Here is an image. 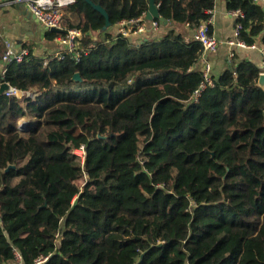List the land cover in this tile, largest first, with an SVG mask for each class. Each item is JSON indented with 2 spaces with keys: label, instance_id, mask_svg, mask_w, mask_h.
<instances>
[{
  "label": "trees",
  "instance_id": "trees-1",
  "mask_svg": "<svg viewBox=\"0 0 264 264\" xmlns=\"http://www.w3.org/2000/svg\"><path fill=\"white\" fill-rule=\"evenodd\" d=\"M224 1L245 15L240 40L264 46L261 7ZM91 2L111 27L148 9ZM155 2L168 21L159 37L112 41L104 18L76 0L66 11L77 22L62 28L81 31L86 54L61 61L29 49L0 67V86L35 94H0V264H264L261 69L239 60L195 101L202 47L171 26L199 27L214 0ZM28 116L37 121L22 133Z\"/></svg>",
  "mask_w": 264,
  "mask_h": 264
},
{
  "label": "built area",
  "instance_id": "built-area-1",
  "mask_svg": "<svg viewBox=\"0 0 264 264\" xmlns=\"http://www.w3.org/2000/svg\"><path fill=\"white\" fill-rule=\"evenodd\" d=\"M21 3L30 14L36 19L39 25L44 28L46 31H50L51 28L63 29L62 22L64 14L67 8L73 6L76 3V0H7L6 4L10 3ZM254 3L259 2V0H253ZM4 3L0 2V11ZM230 14L235 19V24L233 28L232 38L226 41L227 46L230 49H255L257 48L256 44L247 45L244 41L240 40V34L242 31V20L245 18V15L240 10L230 11ZM211 17L203 22L199 27L194 29L193 40L200 43L202 47V54L200 57V64L196 68L201 72L202 83L199 88L194 93V100L196 101L200 93L206 88L213 86V77L211 75L210 64L205 60L206 55L214 53L219 47V41L208 32L207 25L210 24ZM161 24L154 21L145 20V14L134 19L121 20L117 22L114 26L111 27L112 41H115L117 38H124L133 46H137L146 34H153L158 32ZM64 32L57 34L54 38L58 46V49L53 58L57 60H65V56H71L75 61H78L82 54H86L87 51L83 50L81 47V38L82 33L78 29H63ZM5 50L2 55L3 65H6L11 62L21 63L24 61V58L28 55V50L20 49L16 50L13 44L4 40ZM262 55V68H264V46L259 48ZM229 59L234 58V53L230 52ZM9 94L16 95L17 97L28 96L35 97V94L30 92L19 93L15 89L10 88L7 91ZM73 153L80 157L81 160L85 156V148L81 146L80 148L73 151ZM16 259L20 262L21 257L16 253ZM47 258L40 257L36 260L35 264H43Z\"/></svg>",
  "mask_w": 264,
  "mask_h": 264
},
{
  "label": "crops",
  "instance_id": "crops-1",
  "mask_svg": "<svg viewBox=\"0 0 264 264\" xmlns=\"http://www.w3.org/2000/svg\"><path fill=\"white\" fill-rule=\"evenodd\" d=\"M6 1L7 0H0L1 3ZM255 4H258L261 9L264 8V0H259V2ZM66 12L75 16L69 11ZM210 17V34L219 41L217 51L210 53L205 57V60L210 64L211 75L217 77L224 70L230 69L235 62L243 59L252 62L261 69L262 55L259 50V48L262 47L261 45L256 44L257 48L255 49H230L227 46L226 41L231 39L233 35L235 19L226 8L224 0H214V7ZM164 27L165 26L161 25L158 32L160 31L162 32L161 34H163L167 29ZM171 27H174L176 30L183 33L187 39L193 38L194 29L188 25L180 27L173 25ZM158 32L146 34L143 40L151 37H159ZM92 36L93 39H97L95 34ZM99 36L101 38V35ZM4 40L10 41L16 50L28 47L33 56L41 59L51 57L58 49L55 39H47L46 30L39 25L23 4L16 2L10 4L4 3L0 11V67L3 65L2 55L5 50ZM230 52L234 53V58L232 59L228 58ZM198 66L199 65L197 64L196 68Z\"/></svg>",
  "mask_w": 264,
  "mask_h": 264
},
{
  "label": "water",
  "instance_id": "water-1",
  "mask_svg": "<svg viewBox=\"0 0 264 264\" xmlns=\"http://www.w3.org/2000/svg\"><path fill=\"white\" fill-rule=\"evenodd\" d=\"M86 2L92 7L93 10L98 12L104 18L105 24H104V27H103L102 30L105 31L108 28H110L111 24H110L109 16H108L107 12L99 4H94L93 2H91V0H86ZM147 2H148V9H147V11L145 13V20H147V21L156 20L162 26H167L168 25V21L165 18H163V17H161L159 15L158 6H157L155 0H147ZM262 11H264V8H262ZM50 32H53V33H56V34H61V33L64 32V30L63 29L51 28ZM72 79L75 82L81 81V78H80L78 73H75L73 75ZM258 86L262 90H264V68H261V72H260L259 78H258ZM9 89H10V87H9V85L7 83H2L1 86H0V94H3L4 92L8 91ZM10 167H12V166H10Z\"/></svg>",
  "mask_w": 264,
  "mask_h": 264
},
{
  "label": "rangeland",
  "instance_id": "rangeland-1",
  "mask_svg": "<svg viewBox=\"0 0 264 264\" xmlns=\"http://www.w3.org/2000/svg\"><path fill=\"white\" fill-rule=\"evenodd\" d=\"M67 21H70V22H72V23H76L77 22V18L75 17V16H73V15H71V14H68L67 12L65 13V15H64V17H63V22H62V26H65V24H66V22ZM164 28H167V27H164ZM159 34V36H161L162 34V32H158ZM96 36H97V39L99 38L100 39V36H99V34H95ZM99 36V37H98ZM26 50H29L28 49V47L27 48H25ZM34 120H37L36 118H31L30 116H28L26 119H24V120H20L19 122H18V126L20 127V131L22 132V133H25L26 131H27V127L29 126V123L28 122H31V121H34ZM31 124V123H30ZM79 185H81V183H79Z\"/></svg>",
  "mask_w": 264,
  "mask_h": 264
}]
</instances>
